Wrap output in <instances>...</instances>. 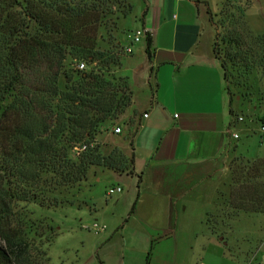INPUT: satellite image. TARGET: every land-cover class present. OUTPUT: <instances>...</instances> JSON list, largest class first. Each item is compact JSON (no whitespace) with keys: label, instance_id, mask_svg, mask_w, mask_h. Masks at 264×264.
<instances>
[{"label":"trees","instance_id":"trees-1","mask_svg":"<svg viewBox=\"0 0 264 264\" xmlns=\"http://www.w3.org/2000/svg\"><path fill=\"white\" fill-rule=\"evenodd\" d=\"M250 4L208 9L232 125L237 101L254 110L264 103V35L249 25ZM132 11V0H0V264H51L57 232L39 210L68 203L59 195L80 187L93 167L136 175L140 187L134 153L104 151L98 141L133 103L129 78L118 74L126 57L119 23ZM145 42L151 59L152 37ZM135 118L125 122L131 147ZM77 145H86L79 156ZM254 164L234 158L209 200L206 222L216 234L241 215L264 216V164ZM176 212L173 205L172 224Z\"/></svg>","mask_w":264,"mask_h":264},{"label":"crops","instance_id":"crops-1","mask_svg":"<svg viewBox=\"0 0 264 264\" xmlns=\"http://www.w3.org/2000/svg\"><path fill=\"white\" fill-rule=\"evenodd\" d=\"M250 1L249 25L255 34L264 35V0ZM223 2L146 0V15L140 19L142 28L152 33L151 59L145 46L138 52V70L131 72L136 60L132 53L123 59L118 71L129 78L133 103L117 125L122 132L115 134L110 129V137L127 134L125 122L135 115L140 127L132 147L129 141L115 146L126 154L134 153L136 173L146 182L147 192H139L138 230L148 239L168 242L172 238L174 191L185 175L178 170L205 161L217 164L230 156L237 158L234 139L228 132L232 125L229 99L213 52L216 31L208 14L210 7ZM122 219L113 216V224Z\"/></svg>","mask_w":264,"mask_h":264},{"label":"rangeland","instance_id":"rangeland-1","mask_svg":"<svg viewBox=\"0 0 264 264\" xmlns=\"http://www.w3.org/2000/svg\"><path fill=\"white\" fill-rule=\"evenodd\" d=\"M132 4V13L121 19L119 25L123 44L131 46V56L136 57L131 64V72H135L141 65L138 52L145 48L146 42L142 38L131 45L127 39L129 34L142 28L140 18L144 2L132 0ZM221 6L222 3L210 8L217 13ZM127 57L130 56L126 55L125 59ZM234 109L244 118L243 122L234 125V131L239 135L233 141L235 155L243 159L244 165L247 161L252 165L255 162L264 164V133L261 131L264 103L254 110L247 102L237 101ZM117 125H120L119 121L114 126ZM111 128L106 125L98 138L104 151L128 141V133L110 137ZM233 159L230 156L217 164L205 161L177 171L185 175L180 178L181 186L174 191L178 215L176 222L171 223L172 238L168 242L157 237L148 239L138 230L139 192H147L146 182L142 181L139 187L136 175H120L93 167L80 187L59 195L60 200L68 203L39 210L52 221L57 232L49 247L51 264H264L263 215H241L222 234L213 232L206 222V213L211 209L208 201ZM260 166L259 170L264 174V167ZM116 187H120L122 193L107 196L108 191ZM113 216L123 218L122 222L114 225ZM94 224L104 226L105 230L95 232Z\"/></svg>","mask_w":264,"mask_h":264},{"label":"built area","instance_id":"built-area-1","mask_svg":"<svg viewBox=\"0 0 264 264\" xmlns=\"http://www.w3.org/2000/svg\"><path fill=\"white\" fill-rule=\"evenodd\" d=\"M151 35H152V33H151L150 30L145 29V28H141V29L136 30V31L133 32L132 34H129V35L127 36V38L130 39V41H131V45H132V44H137V43H139V42L142 40V38H146L147 36H151ZM124 52H125V55H131V54L133 53V49H132L131 46L127 45V46H125V50H124ZM77 68H78L79 70H83V69H85V64H84V63H79V64L77 65ZM144 117H148V115L146 114V115H144ZM243 121H244V118H243L242 116H239V117L237 118V122H236V123H241V122H243ZM261 131L264 133V124H263L262 127H261ZM113 132H114L115 134H119V133L122 132V129H121V127L117 126V127L113 130ZM228 132L230 133V135H231V137H232L233 139H238V138H239L238 133H237L236 131H234V125H232V126L229 128ZM85 148H86V145H77V146H75V147H74V150H73L74 153H75V156H79L80 153H82V152L85 150ZM121 192H122V189H121L120 187L111 188V189L108 191L107 196L110 197V196H112V195H114V194L121 193ZM93 230H94L95 232H103V231L105 230V227H104V226H103V227H100V226H98L97 224H94V225H93ZM262 260L264 261V257H263Z\"/></svg>","mask_w":264,"mask_h":264}]
</instances>
